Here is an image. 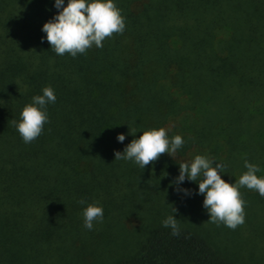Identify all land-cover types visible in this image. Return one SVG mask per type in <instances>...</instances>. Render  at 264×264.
Here are the masks:
<instances>
[{"label":"trees","instance_id":"1","mask_svg":"<svg viewBox=\"0 0 264 264\" xmlns=\"http://www.w3.org/2000/svg\"><path fill=\"white\" fill-rule=\"evenodd\" d=\"M114 3L123 31L73 57L42 39L52 0H0V264H264V196L240 187L243 223L228 228L195 182L169 184L196 154L228 182L244 159L264 176V0ZM45 85L55 102L24 143L12 121ZM157 127L182 137L172 157L113 159ZM78 199L102 206L91 230ZM173 208L177 235L161 226Z\"/></svg>","mask_w":264,"mask_h":264},{"label":"clouds","instance_id":"2","mask_svg":"<svg viewBox=\"0 0 264 264\" xmlns=\"http://www.w3.org/2000/svg\"><path fill=\"white\" fill-rule=\"evenodd\" d=\"M56 11L45 20L40 31L42 39L57 55L67 52L75 57L84 53L91 46L102 47L105 37L119 33L124 29L123 17L115 6L114 0H52ZM56 96L51 86L45 85L40 94L33 95L30 102L25 103L19 112V118L13 120V126L24 143L36 138L47 122L46 105L55 102ZM128 134H134L137 128H127ZM140 134L131 139L122 149L114 151L113 159L131 160L140 168L155 161L159 154L166 153L170 157L184 143L179 134L169 137L163 127L139 130ZM117 142H123L124 133H117ZM177 174L169 181L173 191L189 195L190 190L182 187L185 179L196 184V194L202 195V207L206 210L207 220L223 223L228 228H235L243 223L244 213L239 188L246 187L264 196V176H257L260 171L257 164L243 160V171L238 178L228 182L221 178L224 174L222 162L214 161L206 154H196L190 160L180 162ZM81 209L82 223L85 229L91 230L93 222L103 219L102 206L97 202L87 203L78 199ZM175 209L161 220V226L169 228L172 235H177L179 227L174 218Z\"/></svg>","mask_w":264,"mask_h":264}]
</instances>
